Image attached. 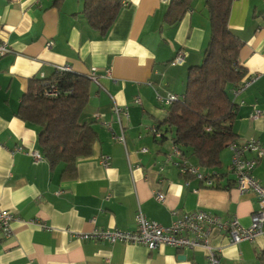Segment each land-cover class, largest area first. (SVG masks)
<instances>
[{"label": "crops", "instance_id": "0c3cea01", "mask_svg": "<svg viewBox=\"0 0 264 264\" xmlns=\"http://www.w3.org/2000/svg\"><path fill=\"white\" fill-rule=\"evenodd\" d=\"M56 1L0 0V42L11 50L0 57V210L16 217L12 236L0 233V264H207L199 250L162 246L149 251L78 238L95 229L134 230L138 210L162 226L197 210L250 225L258 205L252 193L236 190L228 148L220 155V168H199L222 175L214 178L215 188H208L165 160L173 131L165 134L161 127L164 135L158 139L149 131L158 128L169 108L156 94L183 98L188 69L202 62L210 36L205 0H190L175 25L164 19L171 0H125L105 36L81 14L83 0ZM227 27L243 43L238 55L246 71L243 81L257 77L236 96L233 87L229 90L236 107L233 131L237 142L264 144V0H232ZM179 52L184 61L177 65L173 60ZM62 65L83 76L95 69L98 78L97 84L91 81L80 117L92 124L96 139L91 155L77 161L71 180L61 178V166L33 160L31 153L40 152L38 129L17 117L29 81L48 78ZM136 98L140 105L133 103ZM115 105L127 107L129 117L120 125L112 113ZM255 110L261 117L252 120ZM119 126L124 144L114 140ZM104 157L107 167L101 165ZM189 162L197 164L193 158ZM252 175L264 187L263 161ZM154 192L165 196L162 203ZM210 242L220 248L221 264H264V235L233 245L215 231Z\"/></svg>", "mask_w": 264, "mask_h": 264}, {"label": "trees", "instance_id": "16d2710c", "mask_svg": "<svg viewBox=\"0 0 264 264\" xmlns=\"http://www.w3.org/2000/svg\"><path fill=\"white\" fill-rule=\"evenodd\" d=\"M123 1L83 0L81 14L93 30L105 36ZM231 3L232 0H205L210 36L202 62L188 69L183 99L172 104L167 117L157 125L158 129L166 128L165 134L173 131V144L185 159L193 158L202 171L220 168L221 153L237 142L233 131L236 107L229 90L240 85L246 71L238 63L243 43L227 27ZM189 6L190 0H171L165 21L175 25ZM50 86L60 94L47 96ZM90 86L87 76L54 71L48 78L29 81L17 110L21 121L37 127L42 158L51 168L62 167L63 180L74 178L77 161L91 155L96 139L92 124L80 122ZM216 186L215 181L213 188Z\"/></svg>", "mask_w": 264, "mask_h": 264}, {"label": "built area", "instance_id": "2783aa9c", "mask_svg": "<svg viewBox=\"0 0 264 264\" xmlns=\"http://www.w3.org/2000/svg\"><path fill=\"white\" fill-rule=\"evenodd\" d=\"M165 1V0H163ZM51 42L46 44L50 48ZM11 53L9 46L5 42H0V57ZM184 61V54L179 52L173 63L180 65ZM54 71L59 73L71 72V68L67 65L57 66ZM87 77L95 84L98 82L97 73L92 69ZM42 75L40 79H43ZM257 77L244 80L238 87L233 90L232 95L236 96L251 86ZM60 92L50 86L46 93L49 97H56ZM156 99L164 107H170L172 104L181 101L176 95L168 94L161 97L156 94ZM140 105V99L136 98L133 102ZM118 125L121 118L128 119L127 107L114 106L112 109ZM100 117V115H96ZM261 117V112L255 110L251 116L252 120ZM120 134L114 136V140L124 144V133L120 127ZM154 138H160L164 133L153 126L149 129ZM231 153L230 163L228 165V173L234 177L235 188L239 194L252 193L258 205L257 210L253 211L250 216V225L242 226L237 217L232 216L224 219L218 215L210 214L205 211L197 210L183 214L181 217L173 220L170 225L162 226L157 222L148 220L145 215L138 210L135 216V228L131 231L119 229L101 230L95 229L91 233L80 234L78 238L85 241L104 242L109 245L122 243L130 245H140L149 251H153L159 247H171L179 251H203L207 264H221L220 248L211 244V236L213 232L222 233L229 239L233 245L242 242H254L258 237L264 235V187L261 186L253 177L252 173L260 161L264 162V144L257 140L249 139L243 142H234L228 147ZM145 152V150H143ZM31 157L34 161H41L40 152H32ZM165 160L179 168L181 174L196 177L205 187L213 188L215 181L213 176L216 174H205L200 169L192 165L182 156L180 148L176 145L171 146L170 153L166 155ZM101 165L107 167L109 165L108 158H102ZM154 199L162 203L165 196L159 192H154ZM16 221V217L8 211L0 210V233L3 238L12 236L11 223ZM43 227V226H41Z\"/></svg>", "mask_w": 264, "mask_h": 264}, {"label": "rangeland", "instance_id": "374dc122", "mask_svg": "<svg viewBox=\"0 0 264 264\" xmlns=\"http://www.w3.org/2000/svg\"><path fill=\"white\" fill-rule=\"evenodd\" d=\"M200 65V64H199Z\"/></svg>", "mask_w": 264, "mask_h": 264}]
</instances>
